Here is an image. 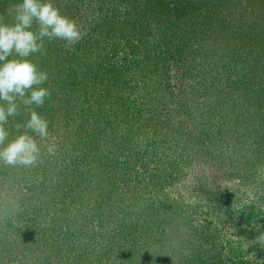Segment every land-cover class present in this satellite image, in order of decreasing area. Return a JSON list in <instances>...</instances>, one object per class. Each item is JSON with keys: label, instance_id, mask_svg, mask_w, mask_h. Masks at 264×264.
Returning a JSON list of instances; mask_svg holds the SVG:
<instances>
[{"label": "rangeland", "instance_id": "obj_1", "mask_svg": "<svg viewBox=\"0 0 264 264\" xmlns=\"http://www.w3.org/2000/svg\"><path fill=\"white\" fill-rule=\"evenodd\" d=\"M62 1L63 10L60 8V11L77 23L84 34L85 39L83 38L82 42L90 39L86 35L89 30L88 27L90 25L94 28L96 22L93 21L98 18L108 17V21L111 18L116 22L113 25L109 24L112 23L111 21L106 24V26L114 29L112 34L116 33L115 31L119 27L117 20L129 18V33L131 35V29L135 30L136 28L132 26L136 25L137 20L143 23L147 21V24L148 18H151L153 23V16L156 14L150 13V8L159 6V1L164 2V0H81L86 3L78 8L80 0ZM181 1L165 0V3L169 2L170 6L175 7L182 5ZM184 1H189L194 5L192 12H190L193 15L191 25L198 27L196 30L201 33L198 34L199 36H202L206 30L207 33L211 32L208 31V27H211L209 20L213 21V27L217 22L221 24L220 30L216 31L212 37L217 41L210 40L206 44L218 47L221 57L225 54L224 49L227 46L230 55L234 56H228V51L225 55L233 58V64L229 66L227 61L217 64L212 71L209 70L210 75L217 76L218 80H216L215 86L208 88L206 83L198 87L193 86L195 81L189 78L187 80L184 78L183 83H180L182 80L179 81L176 76L186 68L180 69L177 62L169 63L167 72L163 70V67H159L157 76H154V73L147 72L153 69V65L141 69L142 64L133 69L134 66L131 67L130 65L131 61L135 62V60L131 58L129 63L123 61L120 54L121 50H119L115 59L114 57L112 60L106 59L102 61V64L105 67L108 64L118 66L117 73L120 72L124 76L121 80L122 84H120L123 85V92L118 94L117 92L108 93L109 90L106 91L108 85L106 74L105 79L100 76L101 80L88 77L87 81L83 80L84 87L78 90L76 97L72 95V98H68L60 93L58 103L52 101L49 106L47 105L48 107L44 105L37 108L36 111L49 121L50 133L45 141H40L37 138L41 147L38 163L41 167L37 171H35L37 166L34 169L23 167L25 169L22 171H25L24 176L27 180L20 181L22 174L20 167L0 166V233L5 237L1 236L2 238H0V252L3 247H6L0 253V264H79L81 258L85 259L80 264H264L263 253L259 252V250L263 251L264 242H262L261 247L255 246L254 248H250L247 241H241L236 245L234 228L228 224L224 226L220 222H215L218 221L217 216L210 212L209 201L196 196V190L201 184L212 185L215 189L218 187H228L234 191L237 189L239 199L235 197V201L231 195V203L235 202L237 208H240L244 203H250L254 200L255 204L259 206V215L264 218V190L261 189V183H264V160L252 154L253 157L263 161L255 164L248 159L251 156L244 152L238 153V158L229 154L228 150L233 142L230 141L231 143L227 146V138L232 135V131L228 130L224 133L225 140L223 141L220 135V127H218L220 126L219 122L231 120L228 118L229 113L237 112V109L230 111L228 108L234 104L232 102L228 104V99H232L236 95V92L229 94L227 91L231 87H229V82L235 80L237 83L238 81V78L234 76L235 69L234 72L231 70L232 66L237 68L239 64L243 63L241 61L245 59L257 60L259 56L261 69L258 71V75L264 79V0L261 3L259 0ZM52 2L56 7L58 6L56 1L52 0ZM256 4L260 6H256ZM66 9L69 13H65ZM2 10L4 11L5 8H0V13ZM214 16L218 18V21L213 20ZM204 22L207 23L206 26H204ZM91 38L96 41L94 34ZM93 40L86 45L93 43ZM60 42L61 40H54L52 44L59 45ZM97 42H101V38L98 37ZM63 45V51H70L67 56L70 63L68 62L67 67L76 71L74 64L80 61L82 63V60L79 59L81 53L76 51L73 54V51L76 45L83 46L84 44H76L72 50H69L65 42ZM202 45L205 46V40H203ZM90 46L93 47V44ZM152 46V43L144 44L147 49ZM130 51L131 49H129V53ZM248 51H251L250 54H247ZM237 53L241 54L239 60ZM132 56L133 54L130 53L129 57ZM218 57L220 59L219 55H214V60H217ZM197 61H201V55ZM98 62H101L100 59ZM236 63L237 65H235ZM126 65H129L127 75L123 71ZM207 65L211 68L210 64ZM244 66H247L243 71L244 73L255 68V65L248 64V62ZM76 72L79 80H82V74L79 73V70ZM50 76V78L54 77L55 72L50 73ZM243 81L248 83L246 80ZM190 83L191 85H188ZM259 84L264 85L262 79L261 81L251 80L249 84H244V87L249 85L254 87L252 91L249 90L250 87L246 91H241L237 97V100L242 99L238 105L252 102L249 106H243L245 108L243 111L247 114L250 113L249 117L254 116L251 110H257L256 102L263 100L258 99L262 88ZM184 87H194L198 91L199 98L196 99L195 94L191 93L184 95ZM109 94L116 97L118 104L125 103L127 106L124 108H131L129 110L130 116L136 114L135 111L139 108L143 110L139 120L130 121V125L132 123L135 125L142 124L136 133L133 131L138 140L137 142H128V149L124 150L123 154L112 150V143L109 141L110 136L106 133L100 135L96 140H92V142H86L89 137L85 130L90 128L88 126L90 122L88 124L81 123V121L83 122L80 118L82 110L86 112V108L93 101L97 102L96 106L99 103H104ZM75 98L77 101L73 100ZM85 100L88 102L85 103ZM116 106L113 104V110H109L107 113L108 109H106L102 113L111 115L113 121H123L126 114L125 110L121 106L119 108ZM208 108L210 110L207 111ZM218 110L220 115L213 112ZM24 113L22 107L21 114L15 119H10L7 127L12 136L9 139L16 135L11 127L15 126L17 121H22V118L23 121H26L25 116H23ZM75 114H79V116H75ZM212 121H218L216 127H218L219 132L213 135L211 131L210 133H202V125ZM80 124H82L81 127ZM226 125L228 127V123L225 124V128ZM112 127L115 128L116 125H112ZM74 129L80 133L75 134ZM188 131H190V135ZM263 132L256 130L253 133L254 139L264 141ZM122 133L126 132L123 129H118L117 141L122 140L119 136ZM128 137L129 133L124 134V141H127ZM78 141L79 144L76 146ZM151 142H156L160 146L158 152L157 150L152 151V148L149 147ZM218 143H221V153H225L221 159L215 157L218 154ZM51 154L60 155V157L58 159L53 157L52 159L49 157ZM244 155L247 158H244ZM160 156L165 160L161 159ZM251 159L255 162L254 158L251 157ZM146 168L149 170L148 173L145 171ZM135 172L138 175L134 176V179L139 184L131 183L130 186L138 191L139 198L144 202L129 198L131 197L130 193L129 197L126 195L127 187H129V175H133ZM14 173L19 177L16 178ZM154 176H158L154 184L163 187V194L178 202V206L171 204V211L178 216L171 219L163 230L165 234L167 233L165 235L166 244L162 245L159 240L155 243V237H150L151 244L142 249H136V251L141 250L138 254L139 262L129 263L127 255H129L131 246L127 244L129 243L127 239H129L128 232H131L130 228L135 226L136 219L139 221L137 233L139 231L141 233L146 232V228L151 226L150 218H146L147 222L143 226L141 216L136 213L139 211V206L146 209L144 206L146 204L145 199L149 195L143 187ZM241 179H244L243 183L247 182L243 188L237 186ZM38 184L39 187H37L35 196L31 197L26 188L30 185L38 186ZM239 188L241 193H238ZM163 194L154 195L151 199L157 202L164 198ZM95 199H98L99 206L95 216L100 212L102 214L97 216L95 221L92 220L91 225L81 226L80 239L69 243L65 241V246L68 247L63 252L69 262L63 263V260L57 258L51 263H45L43 260L46 257V252H43V247L41 249L39 246L37 247L39 254H27V250L24 249L26 240H28L26 238L39 237V234L35 233L39 223L44 226L49 218L52 220V218L65 217L70 220L76 214L78 217L81 212L87 213L83 207L89 202L93 203ZM151 199L147 203H150ZM46 205L50 206V210L46 211ZM32 207L35 210L31 209ZM81 207L82 210L80 211ZM91 210L86 216L93 215V208ZM34 211H36V215H33ZM113 214L118 215L116 219H123L124 229L122 232L125 233V236L122 234V238H117L116 242V238H113L117 244H114L112 250L108 252L106 244H108L109 238L106 232L99 228V221L109 216L115 218ZM160 217L164 219L168 216L161 214ZM33 220H36L37 223L35 224L36 221ZM144 241H148V238L146 237ZM33 247L31 246V249ZM141 256H143L142 259ZM96 261L98 262L96 263Z\"/></svg>", "mask_w": 264, "mask_h": 264}, {"label": "trees", "instance_id": "obj_2", "mask_svg": "<svg viewBox=\"0 0 264 264\" xmlns=\"http://www.w3.org/2000/svg\"><path fill=\"white\" fill-rule=\"evenodd\" d=\"M57 2L58 6L57 8H63L62 7V0H54ZM260 3L263 0H259ZM22 0H0V8H5V10L0 13V15H3L5 17V22L11 24L13 22L12 15H10V10L12 7L18 3H21ZM182 5H177L175 7L170 6L169 2L165 3L159 1V6L152 7L150 8V13H153L156 16H153L154 22L152 23V19L148 18V23L146 24L143 23L142 21L137 20L136 25H133L132 27H136L135 30L133 28L131 29V35L129 33V18L124 19V20H117L119 22V27L117 28L116 33L112 34V31H114L113 28H110L108 25L106 26L107 22L111 21L112 23H109L113 25L116 23L113 21L111 18L108 21V17L101 19L98 18L93 22H96L94 28L93 27H88L87 31V37L90 39L88 41L82 42L81 40L78 44L83 43V46L76 45L75 50L73 51V54L76 53V51H79L81 53V57L79 58L82 60V63H75L74 66L76 68V71L79 70V73L82 74L83 79L79 80L77 77L78 74L76 71H73V69L67 67L68 62L70 63V59H67L68 54L70 51H63V43L64 41H61L56 45H53L52 42L46 44V54L45 55H34L31 57L34 63L38 64L39 67L42 70H46L49 73V80L48 82L43 85L44 87L49 88L51 91V99L46 101L44 104L45 106H49V104L52 101H56L57 103L59 102V95L60 93L64 94L65 97L72 98V95H77L78 90H81L84 87V81H87V78H92V79H105V74L107 75L106 78L108 79V85L106 86V91L110 93L111 91L117 92L120 94L123 92L121 80L122 73H117L118 72V66L115 64H108V66H103L102 61L104 60H112L113 57H117V53L119 50H121L120 54L122 55L123 61L129 63V59L133 58L135 62L131 61V67L133 69L138 66L142 65L143 67L141 69H144L145 67L149 65H153V69L150 71H147L149 73H154V76H157V73L159 72V67H163V70L169 69V63H178L180 66V69H184L182 73L176 76L180 83H183L184 78L186 80L189 78L190 80L195 81V85L193 86H198L201 87L204 84L207 83L208 88H212L215 86V82L217 79L216 77H213V75H210L209 70L212 71L216 67L217 64H221L223 62H226L230 65L233 64V58L226 57V52L228 56L233 57L230 55V51L228 47L226 46L224 49V55L221 57V55L218 52V47L215 46H210L207 45L206 43L210 40H215L212 37L215 35L214 33L218 30H220L221 24L219 22L215 23L213 27V21L209 22L211 23V27H208V31H213V33L208 32L207 30L205 33H203L202 36H199L198 31L196 30L198 27L193 26L191 18L193 17L190 12H192V9L194 8V5L190 3L189 1L185 2L184 0L181 1ZM86 2H83L80 0L78 8L85 4ZM69 6V4H68ZM256 6H260L259 4H256ZM171 7V8H169ZM68 8V7H67ZM71 8V7H70ZM166 8V9H164ZM63 10V9H62ZM75 11V10H74ZM65 13H69L68 9H66ZM218 21L217 17H213V20ZM206 26V22H204ZM201 25V24H200ZM197 27V28H196ZM140 31H142L140 33ZM146 31V32H145ZM96 37V41L93 40L91 37L93 36ZM110 34V35H109ZM98 37L101 38V42L98 41ZM84 38V36H83ZM85 39V38H84ZM93 43H89L86 45L88 42L92 41ZM149 40V42H147ZM205 40V46L206 48L204 49L202 42ZM214 42V41H213ZM100 43V45H99ZM123 43V44H122ZM150 44L152 43V47L150 48H145L144 44ZM93 44V47L90 46ZM121 46V47H120ZM214 47L212 50L211 48ZM121 48V49H119ZM129 49H131L130 53L133 56L135 55L138 56L137 58L135 57H129ZM251 51H248L247 54H250ZM229 53V54H228ZM151 55V56H150ZM201 55V61H197L199 56ZM214 55H219L220 59L218 57L217 60H214ZM238 57L237 59L239 60L241 58V54L237 53L236 54ZM259 55V54H258ZM76 57V56H75ZM262 57V56H260ZM100 59L101 62H98ZM226 59V60H225ZM214 60V61H213ZM223 60V61H222ZM222 61V62H221ZM242 64H239L238 67L232 66V71L234 72L235 69V75L238 78L237 83L235 80L230 81L229 83V94H232L236 92V95L232 99H228V104L230 102L234 103L233 105L229 106L231 110H236L237 112L235 113H229V121H221L219 122L220 126V135L222 137V140L224 141V133L229 131H232V135H229L227 138V146L233 142V145L230 146L229 148V154H232L234 157L238 158L239 154L238 153H245L250 155L252 158L255 159V162L253 159L248 158L252 161V163H262L261 159L258 160V158L253 157L252 154H255L259 158H262L264 160V141L262 140H257L254 139L253 133L257 131H264V85H260L262 88L260 89V98L258 99H263L262 101H257L255 107L257 108L256 111L251 110L254 113L253 117H249L250 113L247 114V112L243 111L245 108L243 106H249L251 105L252 102H248L246 104L242 103V105H238L239 102H242L241 100H237V97L239 96L240 92L243 90H248V87H250L249 90L252 91L254 86L249 85L248 87H244V84H249L254 80H260L264 82L263 77L260 78L258 75V71L261 69V64L259 63V56L257 60H252L250 61L249 59H245ZM255 65V68L252 71H247L243 72L245 70L244 64L247 63ZM55 64V65H54ZM159 64V65H158ZM207 64L211 65V68L208 67ZM237 65V63L235 64ZM132 69V70H133ZM120 70V69H119ZM55 72V76L50 78V73ZM121 71V70H120ZM124 73L129 72V65H126L124 67ZM196 71V72H194ZM214 71V70H213ZM132 72V71H131ZM135 72V71H133ZM262 73V72H260ZM95 74V75H94ZM134 74V73H133ZM136 74V73H135ZM196 74V75H194ZM263 74V73H262ZM264 75V74H263ZM101 76V78H100ZM146 76V75H145ZM212 76V77H211ZM160 79V76H159ZM84 80V81H83ZM99 80V81H100ZM243 80L248 81L245 82ZM124 82V81H123ZM161 83V82H160ZM254 84V83H252ZM162 85V83H161ZM188 85H191L188 84ZM160 88V86H159ZM64 89V90H63ZM184 95H188L189 93L195 94V98H199L198 91L194 89V87H184L183 89ZM77 101V99H73ZM106 101L104 103H99L97 106V102L93 101L92 104H90L86 108V112L82 110L80 113V118L83 120L81 121L82 124H88L90 128H86L85 132L87 133V136L89 139L86 142H92V140H96L100 135L103 133H106L109 135V141L112 143V150L116 153L120 152V154L124 153V150L128 149L127 144L128 142H137L138 138H136V132L138 129L141 128V125H135L131 124L130 121H137L141 117V113L143 110L140 108L136 110V114H131L129 113L128 108H124L127 105L125 103H117L118 101L116 100V97H114L112 94H109L106 96ZM236 101V102H235ZM88 101L85 100V103ZM113 104H116L117 108L121 106L122 109L125 110V117H123V121H113L112 116L108 115L107 113L109 110H113ZM47 106V107H48ZM201 108V107H200ZM227 108V109H228ZM107 110V113H102L103 110ZM210 110L209 108L207 111ZM220 110V109H219ZM213 111L214 113H218L220 115V111ZM25 113L23 116H25V120L28 119V112L24 110ZM47 111V110H46ZM128 111V112H126ZM227 114V113H226ZM75 116H79V114H75ZM130 116V117H129ZM222 117V115H221ZM224 118V115H223ZM252 118V119H251ZM22 121H17V123H23V118L21 119ZM252 120V121H250ZM259 120V121H258ZM73 122V121H72ZM218 121H212L211 123L206 122L204 125H202V133H218L219 130L218 127H216V124ZM50 123H52L50 121ZM228 123V127L225 124ZM82 124L79 126L81 127ZM112 125H116L115 128L112 127ZM120 126V127H119ZM79 128V130H81ZM13 128V132L15 131V127ZM73 129V128H72ZM118 129H123L124 132L129 133V137L127 141H124V134L122 133L119 134L120 138L122 139L121 141H117V131ZM225 129V132H224ZM216 130V131H215ZM75 134H78L80 132H77V129H74ZM135 133H134V132ZM188 134L190 135V131H188ZM264 135V132L262 133ZM91 138V139H90ZM209 138V135H208ZM211 138V137H210ZM264 138V137H263ZM100 139V138H99ZM204 139V138H203ZM254 139V140H253ZM213 140V139H212ZM217 140V138H215ZM219 140V139H218ZM117 141V142H116ZM206 141V140H205ZM211 141V140H210ZM209 141V142H210ZM231 141V142H230ZM213 142V141H211ZM218 142V141H217ZM199 142L197 141V144ZM78 146L79 141L76 143ZM217 151L218 154L215 155V157L220 159L225 156V153H221V143H218ZM138 145V144H137ZM213 145L216 146L215 143ZM191 146H193L191 144ZM149 147L152 148V151L157 150V152L160 150V146L154 142L149 145ZM231 155V156H232ZM232 156V157H233ZM50 158H59L60 155H49ZM161 159H164L163 157L160 156ZM213 158V156H211ZM244 158H247L244 155ZM165 160V159H164ZM257 160V161H256ZM50 164V162H49ZM254 165V164H253ZM41 167L40 164L37 165V169L35 168V171H37ZM19 168V167H18ZM31 169H34V167H30ZM21 171L20 175V181L27 180L26 176H24L25 171L23 172L25 168L20 167L19 168ZM19 171V172H20ZM145 171L148 173V169L146 168ZM45 171L43 172V174ZM132 173V172H131ZM36 175L38 173H35ZM5 175V174H4ZM138 174L135 172L130 174L129 176V187H127V196L129 197V193L131 194V197L133 200H142L139 198V194L137 193L138 191L133 189L132 186H130L131 183L139 184L137 183L136 179H134V176H137ZM14 176L16 178L19 177V175L14 173ZM252 176V175H251ZM158 179V176H154L150 178L146 182L145 190L147 191V194L149 195L148 198L145 199L146 204L144 205L146 209L141 206H139V211L136 213L137 215L139 214L142 218V225L144 226L146 224V218H150V223L151 226L149 228H146V232H138L137 229L139 228V221L136 219V222L134 223L135 226H132L130 228V233L128 232L129 239H127V244L131 246V249H129V263L133 262H139L138 254H140L141 250L136 251L137 248H144L146 245L151 244L150 237H155L154 239L156 240L155 243L159 240L163 244H166L165 242V232L163 231L165 229V226L167 223H170V220L177 217L178 214L175 212L171 211V204L178 206V202L175 201L174 199H170V197L166 196L163 194L162 188L158 184H154V182ZM248 181V179H246ZM244 179H241V182L237 186L242 188L247 184L243 183ZM38 186H32L26 188L28 189L29 194H31V197L35 196V193L37 191ZM198 190H196V196H200L203 198V200L209 201L208 204L211 206L210 212L214 215L216 214L217 220L215 222H220L221 225H226L228 224L230 227L234 228V233L235 238H236V245L241 243V241H247L249 243L250 248H254L255 246H262V241L258 239V237L264 235V218H262L261 215L258 213V205L255 204L254 200H252L250 203H244L241 205L240 208H237V205L235 202L231 203V195H233L234 200L236 201L235 197L239 199V195H237V189L234 191L231 188L228 187H221V188H214L212 185H207V184H201L198 186ZM240 188L238 190V193H241ZM261 189L264 190V183H261ZM160 190V191H159ZM246 192V191H245ZM159 193H162L164 195V198L155 202L151 198L154 197V195H157ZM230 194V195H229ZM243 194V193H242ZM90 199V198H89ZM151 202L147 203L148 200ZM94 203V204H93ZM93 203H88L86 204L83 209H85L88 213V211L93 208V215L86 216L87 213L81 212L76 215H73L71 219L69 220L66 219L65 217H57V218H52V220L49 218L47 223L42 226L39 223V227H37L36 234H39L38 238L35 236L33 239H30L29 237L26 238V244L24 246V249L27 250V254H33L37 255L38 250L37 247L39 246L41 249L43 247V252H46V257H44V262L45 263H51L55 259L59 258V260H63V263H66L68 259L65 258L66 254L63 252L65 248L68 246H65V243H69L70 241L80 239V234L82 233V227L87 224L91 225V221H95L97 219V216L101 215L102 212L96 215V212H98V199H95ZM238 204H240L239 201H237ZM57 204V203H56ZM53 204V205H56ZM93 204V205H92ZM45 207L46 211L50 210V206L46 205ZM91 206V208H90ZM163 207V208H162ZM31 209H34L32 207ZM35 210V209H34ZM82 210V207L80 208V211ZM79 211V212H80ZM92 211V210H91ZM36 211H34L33 215H36ZM161 214H166L168 217L164 218L160 217ZM38 216V215H37ZM41 216V214H39ZM113 216H115L113 214ZM75 217V218H74ZM118 215L114 217H106V219L99 221V228L103 229L108 238L109 242L106 244V248H108V252L112 250L113 245L117 244L115 243L117 238L121 239L122 234L125 236V233L122 232L124 229L123 226V219L118 220L116 219ZM39 218V217H38ZM37 218V219H38ZM74 218V219H73ZM144 218V219H143ZM36 219V220H37ZM33 220V221H36ZM37 221L35 222V224ZM115 229V230H114ZM129 230V227H128ZM115 231V232H114ZM80 233V234H79ZM3 237V234L0 233V238ZM22 237V236H21ZM148 238V241H144L145 238ZM5 238V237H3ZM113 238L115 239V242L113 241ZM143 238V239H142ZM24 239V238H23ZM162 239V240H161ZM25 240V239H24ZM31 240V241H30ZM112 240V241H111ZM59 241L60 243H58ZM66 241V242H65ZM32 243V244H31ZM34 244V245H33ZM31 246H34L31 249ZM111 247V248H110ZM263 251V257H264V245L262 246ZM5 250L6 247H3ZM1 249L3 252L4 250ZM0 252V253H1ZM75 259V257H73ZM143 256H141V259ZM85 258L80 259V263L82 261L84 262ZM259 261V260H258ZM69 262V261H68ZM98 261H96L97 263ZM255 262H257L255 260ZM79 263V264H80ZM84 264V263H83ZM127 264V263H126Z\"/></svg>", "mask_w": 264, "mask_h": 264}, {"label": "clouds", "instance_id": "obj_3", "mask_svg": "<svg viewBox=\"0 0 264 264\" xmlns=\"http://www.w3.org/2000/svg\"><path fill=\"white\" fill-rule=\"evenodd\" d=\"M13 22L0 15V166L35 167L41 155L37 142L49 137V121L37 108L51 99L44 87L49 73L31 59L45 55L46 44L64 41L69 50L83 39L77 23L63 15L52 0H22L10 10ZM28 112V119L15 124L16 135L7 127L10 119ZM264 242V235L258 237Z\"/></svg>", "mask_w": 264, "mask_h": 264}]
</instances>
